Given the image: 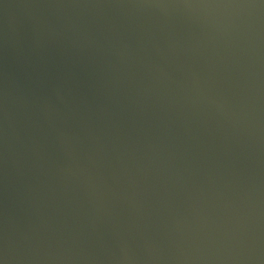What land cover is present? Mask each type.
<instances>
[{
	"label": "water",
	"instance_id": "obj_1",
	"mask_svg": "<svg viewBox=\"0 0 264 264\" xmlns=\"http://www.w3.org/2000/svg\"><path fill=\"white\" fill-rule=\"evenodd\" d=\"M0 264H264V0H0Z\"/></svg>",
	"mask_w": 264,
	"mask_h": 264
}]
</instances>
